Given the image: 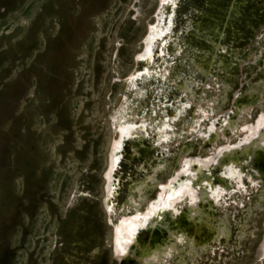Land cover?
<instances>
[{"label":"rangeland","instance_id":"rangeland-1","mask_svg":"<svg viewBox=\"0 0 264 264\" xmlns=\"http://www.w3.org/2000/svg\"><path fill=\"white\" fill-rule=\"evenodd\" d=\"M156 4L0 0V264H118L112 234L131 213L121 210L126 199L142 213L183 157H208L250 137L247 127L264 110V0L167 3L171 23L161 18L158 28L168 29L163 41L153 39L144 70L135 56L146 28L157 26ZM119 118L142 121L145 136L131 163L129 141L121 142L115 197L105 200ZM209 126L215 146L202 141L212 137ZM256 166H240L230 196L202 206L214 221L224 213L223 248L209 247L203 234L191 253L186 237L153 264H259L264 177L255 191L248 180ZM174 202L177 218L189 202Z\"/></svg>","mask_w":264,"mask_h":264},{"label":"bare ground","instance_id":"bare-ground-1","mask_svg":"<svg viewBox=\"0 0 264 264\" xmlns=\"http://www.w3.org/2000/svg\"><path fill=\"white\" fill-rule=\"evenodd\" d=\"M169 2L172 5L174 4V0H157L155 6L156 16H154L157 26L150 24L141 39L140 53L136 54L135 60L143 66L144 70L147 69L149 63L153 39L160 37V40L163 41L165 38L162 37V33L168 27L165 26V23L161 28H158V26L161 18L165 17L162 10L166 8ZM166 19L170 24V16L165 17L163 20ZM141 60L143 61L141 62ZM139 76H141L140 69L134 71L130 75V79L133 80ZM182 88L185 89V86ZM195 111L196 109H193L191 113ZM178 113V109L172 110L173 116ZM165 123L158 124L155 129L158 138L165 136L163 130ZM230 123L231 121H224L223 127L231 128ZM143 124L140 120L133 121L119 118L114 126L117 134L109 147L108 163L104 172L105 200H112L115 197L117 188H115L116 186L112 183L111 178L121 158V142L124 139L129 141V155L125 158V161L131 163L141 151L140 143L145 136ZM192 127L191 124L188 130H192ZM247 129L250 137L239 139L236 145L231 148L221 146L208 157L205 156L206 158L183 157L175 176L167 179L154 198L146 204L142 213H138V210L135 209L132 199H126L121 210L124 213L128 211H131V213L128 214L129 216L124 214L119 222L117 221L118 223L115 225L112 234V253L116 256L117 259H115L118 264H129L132 261L135 264L156 263L162 254L170 253V249H173L171 247H175L176 243L183 245L186 237H188L187 248L191 253L192 251L196 253V247L199 245L198 239H202L203 234H205L203 238L209 247L217 243L220 248H223L222 245L228 237L224 213L221 214L219 220L214 221L211 214L202 206L213 209L215 205L220 203V199L224 194L230 196L228 193L230 183L236 182V180L239 182L241 178L240 166L248 167L251 160L257 164L258 171L248 176V180L250 181L251 190L255 191L257 189V183L264 177V149L260 144L264 140V110ZM206 132L212 134V137L207 136L206 133L207 137L202 141L210 143L206 146L211 144L215 146L212 140L213 134H215L212 126H209ZM259 149L261 150L259 154L261 159L258 160L255 157ZM238 163H240V166L237 165ZM178 176L180 180L175 182ZM184 196L189 202L188 208L182 212L183 214L181 213V216L177 214L179 217L175 218V214H173L174 201ZM187 227L189 230H186ZM139 233L145 235L144 241L137 239ZM257 247L254 253V261L264 264V222L263 233ZM177 264L182 263L179 261Z\"/></svg>","mask_w":264,"mask_h":264}]
</instances>
